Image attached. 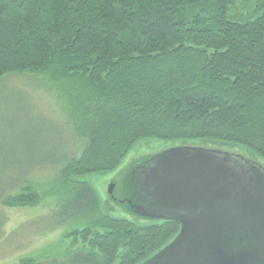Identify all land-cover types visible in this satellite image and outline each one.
<instances>
[{"label":"trees","instance_id":"16d2710c","mask_svg":"<svg viewBox=\"0 0 264 264\" xmlns=\"http://www.w3.org/2000/svg\"><path fill=\"white\" fill-rule=\"evenodd\" d=\"M14 73L48 76L76 140L42 163L45 225L71 242L18 264H140L170 243L179 222L108 214L115 201L85 179L117 171L114 195L130 197V169L157 152L125 162L146 141L264 161V0H0V78ZM39 182L12 186L1 209L39 203Z\"/></svg>","mask_w":264,"mask_h":264},{"label":"water","instance_id":"95a60500","mask_svg":"<svg viewBox=\"0 0 264 264\" xmlns=\"http://www.w3.org/2000/svg\"><path fill=\"white\" fill-rule=\"evenodd\" d=\"M130 197L108 195L148 220L181 224L140 264H264V165L219 148L176 145L130 169Z\"/></svg>","mask_w":264,"mask_h":264},{"label":"rangeland","instance_id":"374dc122","mask_svg":"<svg viewBox=\"0 0 264 264\" xmlns=\"http://www.w3.org/2000/svg\"><path fill=\"white\" fill-rule=\"evenodd\" d=\"M59 91L50 86L48 76L44 73H14L0 78V198L7 191V194L16 193L13 187L19 185L20 188L28 177L40 181L37 192L41 198L39 203L28 206L0 207V225L7 218L4 228L8 235L6 240L0 242V264H18L21 258L44 254L58 255L71 242V239H65L66 228H47L44 220L52 199L50 187L46 179L42 178V163L71 153L76 145L68 115L63 109L64 97ZM175 144L146 141L129 155L125 165L132 158L160 152ZM188 145L210 146L196 141ZM224 150L249 157L240 148ZM256 160L264 164V161ZM116 175L117 171L89 174L85 179L107 202L108 186ZM106 206L108 214L129 220L137 219L120 204L111 202ZM35 224H41L42 228L36 229Z\"/></svg>","mask_w":264,"mask_h":264}]
</instances>
